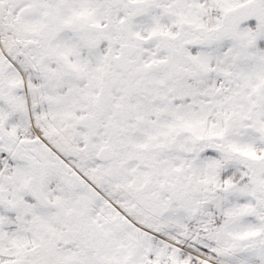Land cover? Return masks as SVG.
Returning <instances> with one entry per match:
<instances>
[{"label":"snow or ice","instance_id":"snow-or-ice-1","mask_svg":"<svg viewBox=\"0 0 264 264\" xmlns=\"http://www.w3.org/2000/svg\"><path fill=\"white\" fill-rule=\"evenodd\" d=\"M0 264H264V0H0Z\"/></svg>","mask_w":264,"mask_h":264}]
</instances>
